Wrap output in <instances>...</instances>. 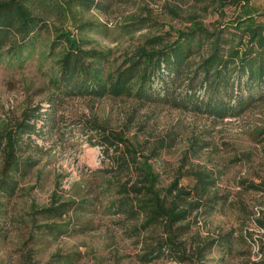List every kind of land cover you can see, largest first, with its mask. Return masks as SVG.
Listing matches in <instances>:
<instances>
[{"label": "rangeland", "instance_id": "obj_1", "mask_svg": "<svg viewBox=\"0 0 264 264\" xmlns=\"http://www.w3.org/2000/svg\"><path fill=\"white\" fill-rule=\"evenodd\" d=\"M97 1L102 7L78 13L82 22L94 25L83 35L92 47L109 53L115 66L144 38L167 35L192 22L213 30L233 22L242 10L251 16L264 13V0ZM54 21L49 18L48 23L78 35L73 22ZM52 38L50 29L29 60L5 58L0 63V134L21 121L28 108L50 109L49 77L60 57V50L48 48ZM55 118L57 131L24 137L23 156L33 155L37 165L18 182L9 202L0 200V264H52L55 255L70 254L74 264H140L139 258L167 237L162 224L145 225L143 216L117 207L122 195L139 198L128 190L142 186L143 163L151 166L161 197L176 184L191 194V202L196 177L203 174L214 183L209 196L218 198L214 212H194L175 225L187 227L176 241L185 249L186 262L161 257L149 264H264V194L246 190L249 183L264 182V102L239 118L215 121L131 99L81 98L66 100ZM91 127L117 134L125 143L118 152H107ZM31 146L39 149L32 154ZM2 161L0 148V172ZM54 199L89 205L77 218L50 222L37 216L35 211ZM54 223L66 234L47 235L45 225ZM228 239L226 252L212 247L197 253L211 241Z\"/></svg>", "mask_w": 264, "mask_h": 264}, {"label": "trees", "instance_id": "obj_2", "mask_svg": "<svg viewBox=\"0 0 264 264\" xmlns=\"http://www.w3.org/2000/svg\"><path fill=\"white\" fill-rule=\"evenodd\" d=\"M102 5L97 0H0V63L5 58L18 63L29 60L42 35L49 34L50 29H53V38L48 48L60 50L55 72L49 77L52 95L47 103L50 109L44 113L39 106L28 108L22 113L21 121L0 134L3 154L0 200L9 202L19 188L18 182L35 169L37 162L33 155L23 156L26 139L57 131L56 113L66 100L131 99L139 104L167 106L215 121L239 118L264 102V13L251 16L242 10L241 16L233 22L217 25L213 30L192 22L188 28L144 38L132 53L124 56L119 66H115L109 53L92 47V41L83 35L84 31L94 29V25L82 22L78 16L80 10L89 11ZM49 18L54 22H73L78 35L52 26ZM97 129L90 128L95 134L99 133L96 142L105 151L118 152L119 146L125 143L121 136ZM34 149L39 148L31 146V153ZM142 165V186L136 184L128 190L139 198L122 195L117 201L118 210L143 216L145 225L162 224L167 237L149 248L139 258V263L149 264L161 257L184 263L189 258L182 243L176 241L187 227H174L194 212L206 214L216 210L218 198L209 196L214 183L203 174L197 175L198 184L193 190L197 194L188 203L191 194L177 189L176 184L161 197L155 190L151 166ZM247 189L262 195L264 182L249 183ZM173 191L176 193L172 195ZM88 205L89 201L54 199L49 207L35 213L46 221L55 222L70 216L77 218L87 211ZM261 226L264 229V223ZM44 228L47 235L54 238L66 234L57 223ZM230 244L229 239L211 241L197 249V253L212 247L226 252ZM55 257L52 264L75 262L72 254Z\"/></svg>", "mask_w": 264, "mask_h": 264}]
</instances>
